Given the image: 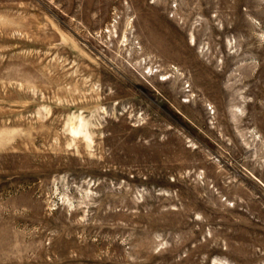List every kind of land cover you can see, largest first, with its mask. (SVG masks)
Wrapping results in <instances>:
<instances>
[{
	"label": "rangeland",
	"instance_id": "374dc122",
	"mask_svg": "<svg viewBox=\"0 0 264 264\" xmlns=\"http://www.w3.org/2000/svg\"><path fill=\"white\" fill-rule=\"evenodd\" d=\"M0 264H264V0H0Z\"/></svg>",
	"mask_w": 264,
	"mask_h": 264
}]
</instances>
